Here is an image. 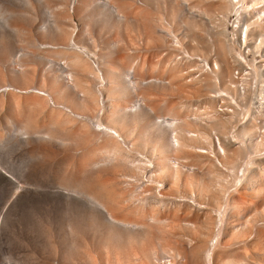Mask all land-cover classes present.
Masks as SVG:
<instances>
[{
	"label": "rangeland",
	"instance_id": "rangeland-1",
	"mask_svg": "<svg viewBox=\"0 0 264 264\" xmlns=\"http://www.w3.org/2000/svg\"><path fill=\"white\" fill-rule=\"evenodd\" d=\"M199 1L0 0V264H193L189 255L195 245L190 241L196 240L202 219L190 220L207 210L215 233L210 232L209 242L206 238V250H220L233 214L240 219L230 228L235 238H227L231 251L238 248L231 259L264 230V178L258 180V190L243 184L263 167L264 152L253 162L260 166H253L245 145L240 147L247 157L242 154L237 165L222 171V186L215 187L222 190L220 203L213 202L208 190L202 194L195 188L194 196L185 186L171 190L155 163V157L164 154L161 141L170 135L201 131L213 139L216 133L211 117L220 104H228L219 98L221 85L216 80L218 89L196 88L215 78L208 61L218 56L213 33L223 29L228 34L225 42L238 56L232 72L244 69L238 86L249 88L250 99L239 100L244 106L230 95L231 106L237 108L236 124L243 122L242 108L249 100L261 99L264 91V36H256L259 50L254 51L235 39V28L241 25L244 30L264 25V13L259 12L264 0H247L251 6L226 0V10L214 12L206 4L222 0ZM126 7L137 9L136 16ZM245 49L252 51L244 54ZM174 66L184 73L177 80L169 74ZM209 97L220 102L201 103L207 109L200 110L197 102ZM174 103H190L195 113L186 112L184 120L169 109ZM164 115L180 118L175 132L156 123ZM110 132L119 133L122 140ZM178 168L172 166L175 175L184 173ZM237 194L245 196L238 210L232 203ZM182 195L189 196L190 207L179 204ZM183 206L190 211L185 213ZM191 208L200 212L193 214ZM109 217L125 226L109 223ZM247 255L251 264H264V258L250 251ZM198 264H208L205 255Z\"/></svg>",
	"mask_w": 264,
	"mask_h": 264
},
{
	"label": "bare ground",
	"instance_id": "bare-ground-1",
	"mask_svg": "<svg viewBox=\"0 0 264 264\" xmlns=\"http://www.w3.org/2000/svg\"><path fill=\"white\" fill-rule=\"evenodd\" d=\"M200 1H202V0H200ZM199 1V2H200ZM224 1V3H225V1L226 0H222L220 3H218V2H208L207 4H206V6L205 7H207L208 9H214L215 11L217 10V9H219V10H221V9H224L225 7H226V5L227 4H225L224 5V3H222ZM228 2V1H227ZM231 2V1H230ZM229 2V3H230ZM239 2H240V4H250V6H251V3H252V1H250L251 3H249V1L247 2V0H239ZM202 3V2H201ZM237 3V2H236ZM191 4L192 3H190V6H191ZM204 4V3H203ZM232 4V3H231ZM254 4V3H253ZM124 5V4H123ZM125 5H127V4H125ZM124 5V6H125ZM193 5V4H192ZM199 5V4H198ZM198 5H195L194 4V6L196 7V6H198ZM229 6V5H228ZM242 6V5H241ZM252 6H254V5H252ZM195 7H193L192 6V9L193 8H195ZM232 7V6H231ZM243 7H244V5H243ZM256 7V6H255ZM199 8V7H198ZM245 9H247V6L246 7H244ZM253 8V7H252ZM260 8H262V9H260L259 10V12H263L264 13V6L263 7H260ZM201 9V8H200ZM207 9V10H208ZM251 9V8H250ZM254 9V8H253ZM259 9V8H258ZM137 10V9H136ZM136 10H132V9H128L127 7H126V11L128 12V14H130V15H135L136 16V13H137V11ZM218 10V12H220ZM225 10H226V8H225ZM122 11V10H121ZM140 11V10H139ZM205 11H206V9H205ZM213 11V10H212ZM252 11V10H251ZM199 12V11H198ZM201 12V11H200ZM203 12H204V10H203ZM207 12V11H206ZM214 12V11H213ZM225 12V11H224ZM244 12V11H243ZM196 13V12H195ZM202 13V12H201ZM210 13V12H209ZM139 14V13H138ZM207 14H208V12H207ZM217 14V13H216ZM221 14L223 15V13L221 12ZM201 15V14H200ZM218 15V14H217ZM245 15V14H244ZM260 15V14H259ZM137 16H139V15H137ZM242 16V15H241ZM263 16V15H262ZM214 17V16H213ZM216 17V16H215ZM218 17H219V15H218ZM222 18H224L225 19V16L223 15V16H221ZM251 17H253V16H251ZM145 18V17H144ZM209 18V17H208ZM214 19V18H213ZM212 19V20H213ZM219 19V18H218ZM217 19V20H218ZM240 19V18H239ZM254 19V18H253ZM145 20V19H144ZM206 20H207V18H206ZM227 20V19H226ZM241 20V19H240ZM244 20V19H243ZM143 21V20H142ZM148 20H145L144 22L145 23H150V20H149V22H147ZM220 21V20H219ZM251 21V20H250ZM241 23H242V21H240ZM152 23V22H151ZM150 23V24H151ZM181 23V22H180ZM186 23V22H185ZM220 23H221V21H220ZM223 23V22H222ZM221 23V24H222ZM241 23H240V25H241ZM245 22H243V24H244ZM149 24V25H150ZM214 24H215V22H214ZM146 25V24H145ZM216 25V24H215ZM218 25V24H217ZM223 25V24H222ZM246 25H248L247 23H246ZM246 25H245V27H246ZM180 26H183L182 25V23H181V25ZM224 26H225V24H224ZM263 27H264V25H262ZM261 26V28H258V27H255L254 28V26L252 27V25L250 26V27H248L247 26V29L246 30H244V27L241 25L240 27H238V28H235V29H238L237 31L235 30V39L237 40V41H240V42H236V43H240L239 45H241V44H244L245 46H250V48H252V50L254 51V50H259V45L257 44L258 42H257V40L255 39V38H257L258 37V35H259V37L258 38H260V37H263L264 36V29H263V27ZM149 27V26H148ZM151 27V26H150ZM241 27H243L242 29H241ZM252 27V28H251ZM152 28V27H151ZM225 28H226V26H225ZM153 29V28H152ZM234 29V28H233ZM148 30H151V29H149L148 28ZM191 32H192V30H190ZM243 31H245V35H244V32ZM225 31L222 29L221 31H217L216 33H213L214 34V36H213V40H214V42H215V44L213 43V45H215L214 47H215V49H216V52H217V55L218 56H216V57H214V58H212V59H209L208 61H209V64L211 65V71H212V74H210V75H212L213 77H215L214 79H212V80H204L205 81V83H201V84H199V83H197V85H199L198 87H196L197 89H199L200 91L201 90H209L211 87V89H213L214 87L216 88V87H218V85H216V84H218V82H219V86L221 85V87H220V89L219 90H217V92L218 93H220L219 95H220V97L219 98H221V100L222 101H226V102H228V104H226V105H223V104H220L219 105V109L218 110H213V111H215V114L211 117L212 118V126L211 127H213V131H215L213 134H214V137H213V139H212V136L210 137V136H208L207 134H208V132L207 133H202L201 131H196V133H194L193 131H189V130H184L183 132H180V130H178L179 132H180V135H178V134H176V135H178V136H174V138L172 137V135H170V136H168V137H166V138H164L162 141H161V147L163 146V151H164V154H161V155H159V156H157V157H155V163L157 164V168H158V170H161V175H162V180H163V182H167L168 184H169V188L171 189V190H180V187H182V186H185L184 188H185V190L187 191L188 190V195L189 196H192V194L194 193L195 194V188H198V192H199V190H201V193L203 194H205V192L208 190L209 192H211L212 194H213V196H214V200H213V202L214 201H216L217 200V202L219 201V203H220V194H221V200L223 199V196H222V190L219 192V190L218 189H216L218 186L217 185H221L222 186V184L220 183L221 181H222V179H223V173L224 172H222V171H225L226 169L228 170V169H230L231 167L233 168V166H235V164L237 163V161L240 159V157H242V154L243 155H245V152H243L244 151V145H245V147L247 148V150L246 151H248V153L245 155L247 158H249V160L252 162H250V164L249 165H252L253 164V166H258L257 164H254L253 162H255V161H259V159H260V157H261V154L264 152V91H262V93L261 94H259V95H261V99H260V97H258V99H256V101H254V100H249L250 102L248 103V105H246L247 103H245V105H246V107L245 108H242V110L244 111V113H243V115H242V118H243V122L241 121H239L238 122V124H236V120H238L237 119V116L236 115H238L237 113H236V109L237 108H235V106H231V103H233L232 101H231V94H233L234 93V95H235V98L232 96V100H233V98L236 100V101H238L239 102V100L241 101H243V103L245 102L244 100H246V98H248V97H250L249 95H248V93L250 94V92H248L249 90V88L247 89L246 87L247 86H245L244 88H242V87H240V86H238V85H236L235 83H234V81H233V77H232V74L231 73H233L232 72V70H233V67L237 64V62H238V56H236L237 58H235V55H233V53H232V51L230 50V47L228 46V44L225 42V34H227L226 32L224 33ZM186 34V33H185ZM191 35V34H190ZM228 35V34H227ZM151 36V35H150ZM168 36V35H167ZM257 36V37H256ZM188 37H189V35H188ZM187 37V38H188ZM227 37V36H226ZM186 38V39H187ZM198 38V37H197ZM188 39H190V38H188ZM212 39V38H211ZM227 39H228V37H227ZM263 39V38H262ZM184 40H185V38H184ZM191 40V39H190ZM212 40V41H213ZM242 40H243V42H242ZM232 41V40H231ZM259 41V40H258ZM262 41V40H261ZM212 46V45H211ZM246 48V47H245ZM261 48V47H260ZM251 50V51H252ZM248 51H250V50H248ZM264 51V50H263ZM246 51H244V53H245ZM211 53H213V52H211ZM264 53V52H263ZM242 54H243V52H242ZM242 57V56H241ZM209 58V57H208ZM73 61V60H72ZM190 62H192V61H190ZM240 62V61H239ZM181 63V62H180ZM184 63V62H183ZM189 63V62H188ZM243 63V62H242ZM238 64H240V63H238ZM170 65V64H169ZM181 65V64H180ZM184 65V64H183ZM187 64H185V66H186ZM237 66V65H236ZM240 66V65H239ZM238 66V67H239ZM168 67V66H167ZM175 67V66H174ZM171 68L170 70H169V74L171 75V77H175V80H177L176 79V77L178 76V74H184L183 72L181 73L180 71L182 70V69H180V70H178V68L177 67H175V68ZM179 67V66H178ZM184 68V67H183ZM81 69H83V67H81ZM165 69V68H164ZM168 69V68H167ZM85 69H83V71H84ZM117 70V69H116ZM153 70V69H152ZM166 71V70H165ZM183 71H185V70H183ZM117 72V71H116ZM118 72H119V70H118ZM257 72V71H256ZM58 74V73H57ZM60 75V74H59ZM250 75V74H249ZM56 76V75H55ZM179 76H181V75H179ZM183 76V75H182ZM253 76V75H252ZM256 76V75H255ZM259 76V75H258ZM58 77V76H57ZM66 77H67V75H66ZM155 77V76H154ZM192 77V76H191ZM195 77V76H194ZM152 78V77H151ZM156 78V77H155ZM162 78V77H161ZM173 78H170L171 79V81H172V79ZM178 78V77H177ZM179 78H181V77H179ZM185 79H186V77H184ZM203 78V77H202ZM201 78V79H202ZM262 78V77H261ZM154 79V78H153ZM160 79V78H159ZM182 79V78H181ZM181 79H179V80H181ZM195 79V78H194ZM206 79H208V78H206ZM209 79H210V77H209ZM243 78H241V82H243V80H242ZM246 79V78H245ZM157 80V79H156ZM193 80V79H192ZM198 80V79H197ZM216 80H218V82L216 81ZM137 81V80H136ZM216 81V82H215ZM69 82V81H68ZM67 82V83H68ZM173 82H175V85L177 84V81H173ZM195 82H197L196 80H195ZM200 82V81H199ZM201 82H203L202 80H201ZM260 83H261V81H260ZM262 83H264V81L262 80ZM184 84V83H183ZM182 84V82H181V85H183ZM239 84H241V83H239ZM196 85V84H195ZM242 85V84H241ZM247 85V84H246ZM249 85V84H248ZM262 85V84H261ZM114 86L116 87V83L114 84ZM113 86V87H114ZM264 85H262V87H263ZM112 87V86H111ZM124 87V86H123ZM188 87V86H187ZM261 87V86H260ZM194 88V87H193ZM252 88V87H251ZM250 88V89H251ZM196 89V90H197ZM216 89H218V88H216ZM261 89V88H260ZM122 90V89H121ZM207 90V91H208ZM214 92H215V90H214ZM253 93V92H252ZM255 93V92H254ZM209 95V94H208ZM218 95V96H219ZM217 96V97H218ZM219 98H218V100H219ZM248 99H250V98H248ZM248 99H247V102H248ZM215 100V101H214ZM216 97H214V99H211V97H209L208 99H204V100H199L198 102H197V104H201V103H203L205 106H207L206 104L208 103V104H210L212 101V103L213 104H215L214 102H216ZM217 100V103L218 102H220V100L218 101ZM131 101V100H130ZM231 101V102H230ZM236 101H235V103H236ZM173 103V102H172ZM211 103V104H212ZM234 103V104H235ZM240 103V102H239ZM238 103V104H239ZM112 104V106H114V108L117 106V102H113V103H111ZM121 104H123V102L121 103ZM120 104V107H122V105ZM186 104V103H185ZM241 105H242V102L240 103ZM110 107H111V105L110 104H108ZM172 105V104H171ZM170 105V110H174V111H176L178 114H180V117L181 118H183L182 116H184V115H186V112H188V111H190L191 110V112H192V110H193V112H194V109H193V107H192V105L189 103V104H187V105H183L182 107H176V104L174 103V105H172L171 106ZM203 105V106H204ZM239 105L240 107H242V106H244V105ZM212 105H210V107H211ZM216 106H217V104H216ZM124 107V106H123ZM122 107V108H123ZM200 107H202L201 105L199 106V109H200ZM214 107V106H213ZM118 108H119V103H118ZM192 108V109H191ZM217 108V107H216ZM115 109H117V108H115ZM120 109V108H119ZM150 109V108H149ZM148 109V110H149ZM196 110V111H200V110ZM203 109H207V107H202V111H203ZM209 109V108H208ZM108 110V109H107ZM151 110V109H150ZM149 110V111H150ZM110 111V110H109ZM201 111V112H202ZM205 111V110H204ZM212 111V110H211ZM242 111V112H243ZM151 112V111H150ZM238 112V111H237ZM107 113V112H106ZM109 113H111V112H109ZM195 113V112H194ZM204 113V112H203ZM203 113H200L199 112V115L201 114H203ZM211 113H213V112H211ZM108 115V114H107ZM110 115V114H109ZM191 116V115H190ZM197 116V115H196ZM200 117V116H199ZM206 117V116H205ZM236 117V118H235ZM242 118L241 119H239V120H242ZM157 119L159 120H156V123L158 122V123H160L163 127H165V128H167V129H169L170 128V130H174V132H175V130H176V128H177V124H176V122L178 121V120H180V118L179 119H177V118H175V117H172V115H164V116H160V117H157ZM184 120H185V118H183ZM192 119H193V117H192ZM194 119H198V116L196 117V118H194ZM182 120V119H181ZM186 120H187V118H186ZM199 120V119H198ZM208 120V119H207ZM235 122V123H234ZM178 123H180V122H178ZM234 123V124H233ZM232 124V125H231ZM236 124V125H235ZM233 125H235V127L233 126ZM231 126H233V127H231ZM105 127V126H104ZM231 127V128H230ZM229 128H230V130H229ZM104 130H106L105 128H104ZM203 131V130H202ZM148 132V131H147ZM174 132H173V135H174ZM198 132V133H197ZM111 133V135H113L114 137H116V138H119V140L121 141L122 139H121V135H119V133H117V132H110ZM165 135V134H164ZM161 136V135H160ZM166 136V135H165ZM194 137H197V138H199L200 139V142H201V144H199V143H196V142H194L195 140L193 139ZM160 139V138H159ZM204 141H206L207 143H206V145H203V142ZM236 143H237V145H236ZM199 144V145H198ZM243 146V150L240 148V147H242ZM160 147V148H161ZM177 147V148H176ZM239 147V148H238ZM157 149V148H156ZM158 149H159V147H158ZM157 149V150H158ZM241 150V151H240ZM154 151H155V149H154ZM158 153H160L159 151H158ZM189 158H193V160H190ZM246 159V158H245ZM263 160V159H262ZM243 161V160H242ZM247 162V161H246ZM244 163H245V160H244ZM178 165L179 166V168L178 169H180V168H183V169H185L184 171H182V172H184V173H180V174H177V175H175L174 173H173V170H172V166H174V165ZM240 164V163H239ZM237 165V164H236ZM243 165V164H242ZM261 165H263V167L261 166V169H259V167H258V170L256 171V172H254V173H252V174H249V176L246 178V180L243 182V184L245 185V187L247 188V186H249V187H253V189H257L258 190V188L260 187V185L262 184V183H260L259 182V184H258V180L259 181H261V182H263L264 180H263V178L264 177H262L263 176V174H264V172H263V169L262 168H264V161H263V163L261 162ZM245 166V165H244ZM260 166V165H259ZM220 167V168H219ZM239 167V166H238ZM176 168V167H175ZM174 168V169H175ZM231 168V169H232ZM251 168H252V166H251ZM254 169V168H253ZM234 170V169H233ZM235 171V170H234ZM254 171V170H253ZM262 171V172H261ZM154 172V171H153ZM250 172V171H249ZM252 172V171H251ZM160 173V172H159ZM157 174V176H159L160 174ZM263 173V174H262ZM184 174V175H183ZM233 174V173H232ZM154 175V174H153ZM156 176V175H155ZM258 176L260 177H262V179L260 180V178H258ZM183 177H184V179H183ZM225 178V177H224ZM181 180H183L184 181V184L183 185H180V184H182V183H180V181ZM224 180V179H223ZM242 180V179H241ZM263 180V181H262ZM229 181V180H228ZM240 182V181H239ZM241 183V182H240ZM161 184V183H160ZM159 184V185H160ZM157 185V184H156ZM159 185H157V187H160ZM262 185H264V183L262 184ZM162 186V185H161ZM216 187V188H215ZM220 187V186H219ZM251 187V188H252ZM264 187V186H263ZM161 188V187H160ZM183 188V189H184ZM222 188V187H221ZM223 188H224V186H223ZM210 189V190H209ZM248 189V188H247ZM247 189H246V191H247ZM165 190V189H164ZM245 190V189H244ZM256 190V191H257ZM261 190H262V188H261ZM186 191H184L185 192V194L187 195V193H186ZM223 191H224V189H223ZM242 191V190H241ZM256 191L254 190V191H252V193H253V195L254 194H258V193H256ZM263 191V190H262ZM166 192V191H165ZM243 192V191H242ZM248 192V191H247ZM250 192V191H249ZM255 192V193H254ZM260 192V191H259ZM183 193V192H182ZM200 193V194H201ZM208 193V192H207ZM220 193V194H219ZM224 193V192H223ZM194 194H193V196H194ZM199 194V195H200ZM202 194H201V196H202ZM219 194V195H218ZM243 194V193H242ZM198 195V194H197ZM198 195V196H199ZM188 196V197H189ZM209 196V195H208ZM207 196V197H208ZM212 196V197H213ZM181 197H183V195L181 196ZM188 197L187 196H184L183 197V199L182 200H179V204H180V202H181V204H182V202H183V205H185V203L184 202H186L187 204H186V206L187 205H189L190 204V199H188ZM196 197V196H195ZM210 197V196H209ZM244 197L245 196H243V195H241V194H237V196H234V197H232L233 199H232V203H233V205H236L235 206V208L237 209V208H239V205H241V201H242V199L244 200ZM257 197V196H256ZM264 197V196H263ZM162 198H164V197H162ZM167 198V197H166ZM165 198V199H166ZM168 199V198H167ZM202 199V198H201ZM171 200V199H170ZM172 200H178V199H172ZM171 200V201H172ZM248 200V198H246V201ZM209 201V200H208ZM245 201V200H244ZM250 201V200H249ZM248 201V202H249ZM199 202H201V201H199ZM230 202H231V200H230ZM173 203H175V202H173ZM228 203H229V201H228ZM246 203V202H245ZM250 203V202H249ZM262 202H260V204H261ZM175 204H177L178 205V202L177 203H175ZM195 204V203H194ZM197 204V203H196ZM199 204V203H198ZM203 204V203H202ZM201 204V205H202ZM225 205V204H224ZM232 205V204H231ZM243 205V204H242ZM263 205H264V202H263ZM263 205H261L262 207H264ZM191 206V204L189 205V207ZM204 206L205 205H203V206H201V208L202 209H204ZM245 206V205H244ZM198 207V206H197ZM207 207V206H206ZM250 207V206H249ZM258 207V206H257ZM256 207V208H257ZM184 208H186L185 206H183V210H184V212L185 213H187V212H189L190 211V208H189V211H187L188 209V206H187V210L185 211V209ZM199 208V207H198ZM201 208L199 209V210H201ZM233 208H234V206H233ZM253 208V207H252ZM259 208H260V206H259ZM258 208V209H259ZM191 209H193V208H191ZM177 208H176V213H178L177 212ZM238 210V209H237ZM236 210V211H237ZM240 210V209H239ZM262 210V209H261ZM182 211V210H181ZM192 211H194V209L193 210H191V212ZM198 211V210H197ZM197 211H195V212H197ZM202 212L204 211V210H201ZM235 211V212H236ZM183 212V211H182ZM194 212V213H195ZM200 211H198V213H199ZM201 212V213H202ZM245 212V211H244ZM255 212V211H254ZM193 213V212H192ZM191 213V214H192ZM193 213V214H194ZM205 213V214H204ZM204 213H202V214H197V213H195L196 214V216H195V214H194V216H190L191 214L190 213H188L187 215L188 216H190L191 217V220L190 221H193V218L195 217L197 220H199V222L201 221V219H202V221H201V223H202V225H201V223H198L199 224V227H200V229H198L197 230V233H194V237H195V241H193V240H191L190 242H192V243H194V245L195 246H193V250H190L189 252H190V255H189V257H190V261H192V262H194L193 264H198V263H200V261H202L203 260V256L205 255V257H206V260H207V263L208 264H225V263H227V264H251L250 262H249V258H248V251H250L251 253H254L256 256H258V257H261V258H264V230L263 231H260V232H258L257 234H256V236H255V239H254V241L252 242V244L249 246V248H245V247H243V248H239V253L240 254H238V256L236 257V259H231V252L232 251H236L237 252V249L238 248H236V249H233L232 248V251H231V248H230V244L228 245L229 246V248H230V250H228L229 248L227 247V241L229 240V239H227L228 237L230 238L232 235H234V232H233V230L232 229H230L231 228V225H233V223L235 224V222L234 221H236V220H238V219H236V218H238V216L236 215L235 216V214H233V216L235 217H233L232 218V215H231V218L232 219H234V220H232L233 222L231 223V225L230 226H228V227H230V228H227V230L225 229L224 230V232L226 231V233H224L223 232V234L225 235L226 234V237H224L225 238V241L222 243V247H220L221 249L219 250L218 248V250L216 251L215 249H213V248H210V249H207L206 250V244H205V242H206V238H208V236H209V234H210V232H212V226L214 225V223H212V220H213V222H214V219H211L210 217H211V215L209 216V213H212L211 211H209V210H207V212H204ZM242 213V212H241ZM248 213V212H247ZM252 213V212H251ZM180 214V213H179ZM192 214V215H193ZM223 214V213H222ZM237 214H239V212L237 213ZM174 215H176V214H174ZM173 215V216H174ZM185 215V214H184ZM241 215V214H240ZM242 215H244V214H242ZM176 216H178V215H176ZM245 216H246V214H245ZM175 217V216H174ZM185 217V216H184ZM214 217V216H213ZM212 217V218H213ZM240 217V216H239ZM183 218V217H182ZM188 218V217H187ZM215 218V217H214ZM230 218V217H229ZM228 218V219H229ZM244 219V218H243ZM196 220V221H197ZM219 220V219H218ZM240 220V219H239ZM238 220V222H240ZM107 221L109 222V223H111V224H117L118 226H122V227H124L125 226V224L124 223H122L121 221H119V220H116V219H114L113 217H109L108 219H107ZM188 221V220H187ZM189 221V222H190ZM194 221H195V219H194ZM228 221V220H227ZM242 221V220H241ZM243 221H245V220H243ZM247 221H248V218H247ZM246 221V222H247ZM249 222V221H248ZM247 222V223H248ZM186 223V222H185ZM218 223V222H217ZM220 223V222H219ZM228 223H230V220H229V222ZM236 223H237V221H236ZM188 223H186V225H187ZM190 224V223H189ZM188 224V225H189ZM213 224V225H212ZM221 224V223H220ZM187 225V226H188ZM201 225V226H200ZM218 225V224H217ZM229 225V224H228ZM238 225V224H237ZM237 225H233V226H237ZM244 225H248V227H249V225H251V224H244ZM186 226V227H187ZM232 226V227H233ZM215 227V226H214ZM219 227H220V225H219ZM251 227V226H250ZM172 228V227H171ZM238 228V227H237ZM240 228V227H239ZM215 233V231L214 232H212V234H214ZM211 234V235H212ZM210 235V236H211ZM209 236V237H210ZM235 236V235H234ZM234 236H232L231 237V239L234 237ZM235 238V237H234ZM177 239V238H176ZM179 239V238H178ZM213 239V238H212ZM215 239V238H214ZM185 239H183V242H182V247L184 246L183 245V243H185ZM210 241H211V238H210ZM208 242H209V238H208ZM212 243V242H211ZM180 247V246H179ZM176 248V247H175ZM184 248V247H183ZM185 249V248H184ZM242 249H244V251H241ZM186 251V250H185ZM188 251V250H187ZM234 251V252H235ZM234 252H232V254L234 253ZM187 253V252H186ZM205 253V254H204ZM238 253V252H237ZM237 253H234V255L235 254H237ZM180 254V253H179ZM188 255V254H187ZM186 257V256H185ZM187 258V257H186ZM186 261V260H185ZM189 261V260H188ZM185 263V262H184ZM260 263V262H259ZM183 264V263H182ZM188 264H191V262L190 263H188Z\"/></svg>",
	"mask_w": 264,
	"mask_h": 264
},
{
	"label": "built area",
	"instance_id": "built-area-1",
	"mask_svg": "<svg viewBox=\"0 0 264 264\" xmlns=\"http://www.w3.org/2000/svg\"><path fill=\"white\" fill-rule=\"evenodd\" d=\"M258 41V40H257ZM242 42H243V40H242ZM243 46H245L244 44H242ZM246 47V46H245ZM249 49H245V53L244 54H248L249 52H251V51H248ZM195 59H197L198 61H199V59L200 58H195ZM244 74V69H243V71L241 72L239 69H236L235 71H233V73H232V77H233V81H234V83L236 84V85H239V83H241V81H240V78H242V75ZM241 87V86H240ZM49 102H50V104L53 106V107H58L57 106V103L56 102H54V101H52V100H50L49 99Z\"/></svg>",
	"mask_w": 264,
	"mask_h": 264
}]
</instances>
